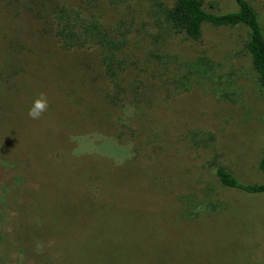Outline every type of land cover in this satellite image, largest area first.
<instances>
[{"label": "rangeland", "instance_id": "obj_1", "mask_svg": "<svg viewBox=\"0 0 264 264\" xmlns=\"http://www.w3.org/2000/svg\"><path fill=\"white\" fill-rule=\"evenodd\" d=\"M8 1L0 264H264V194L223 187L214 174L222 166L243 184L262 182L264 90L247 29L204 25L190 41L165 30L161 8L171 0H61L126 39L113 98L97 48L62 49L53 27ZM248 2L264 34V0ZM204 9L237 6L206 0ZM220 79L236 99L220 97ZM40 93L49 108L33 120Z\"/></svg>", "mask_w": 264, "mask_h": 264}, {"label": "trees", "instance_id": "obj_2", "mask_svg": "<svg viewBox=\"0 0 264 264\" xmlns=\"http://www.w3.org/2000/svg\"><path fill=\"white\" fill-rule=\"evenodd\" d=\"M5 6L12 9L11 2L4 0ZM23 11L38 20L48 23L54 30V36L64 50L95 47L99 50L100 61L106 79L112 86L113 98H119V75L126 68V62L120 57L126 45V39L114 35L101 21L86 15L79 8L67 6L61 0H15ZM111 6H119L131 0H105ZM206 0H171L170 6L161 8L162 21L168 35H183L190 41H198L202 28L208 25L214 28H246L248 31L244 47L257 73L260 87L264 90V34L255 9L248 0H234L237 11L224 14H212L204 9ZM195 70V69H194ZM199 68L200 73L207 72ZM203 71V72H202ZM214 69L211 68V73ZM206 77L212 78L210 74ZM222 79L219 80L221 83ZM221 98L236 99L233 83L224 82ZM185 85H180L179 88ZM262 182L255 184L241 183L230 171L222 166L215 168V176L223 187L232 188L250 195L264 194V151L258 163ZM182 209L191 211L194 199L192 194L186 197ZM185 203V204H184ZM189 214V212H188ZM191 216V215H190ZM189 216L188 219H191ZM194 216V214H193ZM43 224V223H42Z\"/></svg>", "mask_w": 264, "mask_h": 264}, {"label": "clouds", "instance_id": "obj_3", "mask_svg": "<svg viewBox=\"0 0 264 264\" xmlns=\"http://www.w3.org/2000/svg\"><path fill=\"white\" fill-rule=\"evenodd\" d=\"M48 108L47 96L44 93H40L37 98L32 101L27 113L28 117L33 120H38L47 112Z\"/></svg>", "mask_w": 264, "mask_h": 264}]
</instances>
